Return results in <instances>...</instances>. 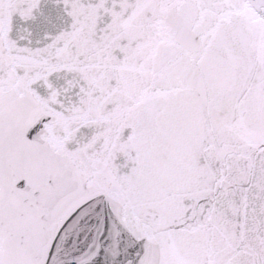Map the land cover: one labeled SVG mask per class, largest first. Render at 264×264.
Wrapping results in <instances>:
<instances>
[{"label":"snow or ice","instance_id":"6c2138e0","mask_svg":"<svg viewBox=\"0 0 264 264\" xmlns=\"http://www.w3.org/2000/svg\"><path fill=\"white\" fill-rule=\"evenodd\" d=\"M0 264H264V0H0Z\"/></svg>","mask_w":264,"mask_h":264}]
</instances>
